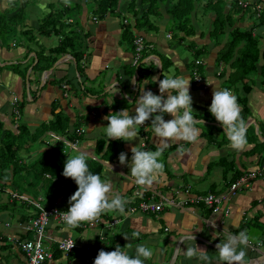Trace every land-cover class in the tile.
Listing matches in <instances>:
<instances>
[{"label":"crops","instance_id":"0c3cea01","mask_svg":"<svg viewBox=\"0 0 264 264\" xmlns=\"http://www.w3.org/2000/svg\"><path fill=\"white\" fill-rule=\"evenodd\" d=\"M20 1L16 3L19 4ZM34 3L31 8L26 6L20 24L14 28L17 32L30 29L34 41H28L25 36L15 32L11 36H0V123L3 128L16 134L17 127L24 126L36 134L39 129L48 125L54 114L61 115L66 119L68 135L76 128L83 133L81 136V133L75 135L72 142L75 141L76 144L73 148L62 145L63 141L70 139L54 135L58 144L44 151L60 149L62 156L59 158L62 157L64 162L68 153H87L88 164L91 161L101 164L102 180L112 185L110 195H121L128 201L127 205L134 200L138 203L150 195L158 200L157 194L171 200L173 204L164 206L160 212L153 214L138 211L130 213L129 204L128 211L123 215L117 212L104 213L99 217L98 224L81 227L76 231L75 239L70 237L73 229L66 231L65 224H58L50 219L45 230L49 244L53 245L67 236L81 246H88L101 237L102 250L106 252H111V243H121V248L130 244L131 249L124 250L134 256L138 244L147 245L153 250V256L145 260L144 264H204L197 258L188 259L182 252H177L179 248L186 251V246L193 245L191 240L181 242L183 237L193 233L195 244L207 251L213 264H216L217 250L213 246L225 239L223 230L238 233L241 231L238 229L239 225L246 222L250 223L245 229L249 237V228L257 230L260 235L256 240L250 238L245 249L246 259L249 264H264V85L257 73L233 85L227 81L234 70L229 64L216 61L217 52L223 47L225 37L213 38L210 35L212 14L203 11L202 4H198L191 13L193 34L185 37L181 32L172 36L171 31L166 30L170 25L167 10L172 5V0H164L159 4V15L155 17L153 28L147 24L138 25L137 19L142 10L129 13L126 2L120 4L117 16L107 15L95 21L92 20V15L88 20L87 7L82 8L75 21L72 17L64 20L66 28L63 31H73L81 39V58L78 63H75L69 53H65L58 56L51 67L38 70L35 68L38 52L41 51V55L45 57L49 56V49L56 45L61 36L43 37L35 34L39 21L53 9L50 6L56 0H39ZM8 9V1L0 0V14L10 16L12 10ZM245 23L246 21L239 23L238 26L245 27ZM124 30L130 31V36H126L125 40L122 39ZM252 34L260 37L262 46L264 27ZM134 37L142 39L147 45L136 67L131 64ZM179 37L183 40L177 42ZM190 48H202L203 53L197 58L201 62L199 69L192 66L193 54ZM184 51L191 58L185 56ZM194 69L199 76L197 83L192 80L191 73ZM163 74L191 78L193 115L197 120H203L204 124L196 125L201 132L198 142L178 144L172 141L163 148L160 158L164 164L163 174L150 186H138L131 178L127 164L121 165L118 158L112 163L99 160L95 151L96 142H104L100 151L102 154L105 143L110 141L104 133L103 127L107 126V121L103 117L125 108L134 115L135 100L140 94V87L159 95L158 83L152 78L163 79ZM244 85L250 86L247 93L243 90ZM213 88L230 89L235 96H245L246 112L242 110V116L247 123V145L242 151L229 147L223 127L208 110ZM13 99L16 100L18 117L12 114ZM172 118L170 115L164 116L166 121ZM150 123L149 120L141 127L136 140H114L119 154L126 153L129 162L131 147L138 146L139 140L143 150H156L159 142L151 132L144 131V127L150 126ZM46 130L38 134L35 141L38 139L39 143H46L41 139L44 136L51 137V133ZM26 145L24 144L27 151L22 149L20 156L30 160L34 158L37 150L29 149ZM181 147L183 154L178 151ZM252 172L259 176L250 181L249 188L235 193L223 204L228 209L226 215L221 212L211 214L201 205L188 202L183 204L184 200L188 201L195 196L225 193L234 177ZM56 206L66 208L62 203ZM17 217L13 223L7 222L10 224L8 228H3L6 220L0 218V236L27 239L26 233L28 235L31 232L22 229L27 221L17 222ZM108 219L116 220V223L107 227L110 222ZM123 236H127L128 240ZM250 245L253 249L249 248ZM0 264H25V261L17 248L10 246L7 250H0ZM45 264L90 263H81L77 258L67 259L60 255Z\"/></svg>","mask_w":264,"mask_h":264},{"label":"trees","instance_id":"16d2710c","mask_svg":"<svg viewBox=\"0 0 264 264\" xmlns=\"http://www.w3.org/2000/svg\"><path fill=\"white\" fill-rule=\"evenodd\" d=\"M7 1L9 4L8 11H12L10 16L0 14V36L7 34L11 36L16 31L14 28L17 24H20L19 21L26 10L28 2V0H22L18 4L16 3L18 0ZM86 2L91 4L90 12L93 21L101 20L107 15H116L120 4L126 2L127 12L131 13L138 9L142 10L138 17L139 19H137L139 20L138 25L143 26L148 24L150 28H153L155 25L147 23L149 21L148 18L158 17V6L164 0H56V3L50 6L53 9H50L39 21L35 34L43 37L54 35H60L61 37L56 45L49 49V56L45 57L41 55V51L38 52L35 68L38 70L49 68L58 56L65 53H69L75 63H78L81 58V39L73 31L63 32L66 28L64 20L72 17L75 21L81 9H86ZM200 3L202 4L201 8L203 11L212 14L210 35L213 38L225 37L223 47L217 52L216 61L220 64H229L234 70L232 77H228L227 81H230L233 85L234 83L241 82L243 78H248L251 74L257 73L261 78L262 85H264V43L261 46L260 37L252 34L255 30L264 27V0H172V5L167 10L170 15L171 29L177 33L181 32L185 37L191 36L193 34L191 13ZM236 13L240 14L236 15ZM117 14L120 15L121 13ZM244 21H246L245 24L247 26H238L239 23H243ZM18 33L25 36L28 41H34L30 29L20 30ZM126 36H130V31H123L122 39L125 40ZM176 40L178 42L183 39L179 37ZM188 47L191 46L189 45ZM200 49L194 50L190 48L193 54L192 64L195 61H200L197 60L201 53H203L202 48ZM192 66L198 69L200 67L199 65ZM243 88L244 92L247 93L250 86L244 85ZM236 97L242 110L246 112L245 96L237 95ZM44 129H47L46 131L53 135L70 139L69 142L74 140L75 131L79 130L76 128L68 135L66 119L58 114H54L53 119L48 125L39 129V133L36 134L31 133L28 135V131L24 126H18L17 133L13 134L9 130H5L0 123V214L6 212L7 209L16 208L17 203H19L20 210L24 211L18 213L19 217H17V220L19 221L17 222L20 223L34 218L37 209L30 203L20 202L16 198H11V193L24 196L29 201L41 205L44 209L56 208L60 211H67L69 208L68 201L77 190L76 183L72 179L65 178L62 175L65 162L62 157L57 160L54 158V151L56 149L43 151L40 153V156L30 160L20 156L21 150H26L27 147L24 144H19V141L24 143L23 138L28 137L27 139L31 142V139L34 137V142L37 135L42 133ZM96 144L95 151L99 160L112 163L114 159L118 158L119 152L114 140L105 143V149L102 154H100V151L104 147V142L98 140ZM57 152L62 156L60 149ZM88 167L92 173L101 175L102 166L98 161H91ZM237 177H234V179ZM134 201L129 203V210L130 208H134V212H136L137 204L142 200L138 203ZM60 203L65 204L66 208H58L56 205ZM128 205H125L127 211ZM0 218L3 217L0 215ZM108 221L111 220L108 219ZM6 223L2 225L3 228ZM249 224L242 222L238 229L243 231ZM83 225L84 223H81L73 231L78 232ZM255 225L259 226L257 223ZM25 237L30 239L31 233L28 235L26 233ZM9 245L13 247L12 244L7 243L6 236H0V250H7L10 247ZM102 245V241L96 238L91 245H88L86 248L75 249L71 253L66 254V257L67 259L77 258L81 263L87 262L92 264L98 252L102 250ZM117 245L122 246L121 243L114 245L111 243V251H115ZM50 247L52 259L59 258L62 255L56 249L55 243L50 245Z\"/></svg>","mask_w":264,"mask_h":264},{"label":"clouds","instance_id":"9594fccd","mask_svg":"<svg viewBox=\"0 0 264 264\" xmlns=\"http://www.w3.org/2000/svg\"><path fill=\"white\" fill-rule=\"evenodd\" d=\"M152 80L158 83L159 95L140 87V94L135 100L134 115L125 108L103 117L107 121V126L103 129L108 140L125 142L138 139L141 127L147 121H151L150 126L144 127V131L151 132L159 142L156 150H143L139 140L138 146L131 147L130 162L126 153L121 152L118 156L119 163L127 164L130 168V176L138 186H150L163 174L164 164L160 159L163 148L172 141L178 144L198 142L201 132L196 125L204 124L203 120H197L193 115V101L190 95L191 78L163 74V79L153 77ZM208 110L223 127V134L229 141V147L235 151H242L247 145V123L233 92L230 89L213 88ZM165 115L173 118L166 121ZM94 130L95 128L91 131ZM178 151L183 154L182 147ZM109 167L112 170L110 164ZM62 175L72 179L77 185V190L68 201V210L59 212L66 225V231L78 228L84 222H95L104 213L125 214V205L128 201L119 194L110 195L111 183L102 180L99 174L89 170L87 153L79 151L73 156H67ZM223 232L225 239L216 244V264H249L245 251L250 240L247 231L235 234L225 230ZM123 237L128 240L127 236ZM187 240L193 241V245L186 246V251L179 248L177 252H182L188 259L197 258L204 264H213L209 253L195 244L193 233L183 237L181 242L184 243ZM131 247L127 244L123 248L117 245L115 251L111 252L100 250L94 259V264H144L145 260L153 256V250L144 244L136 246L134 256L129 255L124 249H131Z\"/></svg>","mask_w":264,"mask_h":264},{"label":"built area","instance_id":"2783aa9c","mask_svg":"<svg viewBox=\"0 0 264 264\" xmlns=\"http://www.w3.org/2000/svg\"><path fill=\"white\" fill-rule=\"evenodd\" d=\"M132 66H137L139 60L142 58L147 45L143 43L142 39L138 37H134L132 41ZM200 61H195L194 65H200ZM193 82L197 83L199 81V76L197 74V70L194 69L191 73ZM11 110L14 117H18V110L16 107V100H12L11 102ZM76 134L81 133L80 130L75 131ZM51 138L56 140V136L50 135ZM76 144L75 141H63L62 145L67 147H74ZM255 176H259L258 173L255 174L247 173L238 176L234 179L228 186L227 191L222 194H213L207 193L203 196H195L190 198L188 201L184 200L183 204L190 203L193 205H201L208 209L211 214H217L221 212L223 215L228 213V209L223 207V204L228 200L229 197L233 196L235 193L244 191L249 188L250 181H252ZM11 198H16L20 200V202L30 203L34 208L37 209L36 216L32 219L27 220L25 226L22 228L23 231L31 232L30 239H22L17 236H6V241L12 244L14 247L19 250L24 258L25 264H44L52 261V251L49 244L50 240L46 237L45 230L49 224L50 219H54L58 224H64L60 211L56 208L44 209L41 205L29 201L24 196L16 195L15 193H11ZM154 195H150L144 200L140 201L137 204V211L140 213H158L162 210L164 206L173 205L171 200L164 198L163 196L157 194L158 200H154ZM135 208V209H136ZM130 213L134 212V208H130ZM99 219L95 222H84L82 227H91L98 224ZM116 223V220L110 221L107 224V227L113 226ZM5 227H8L9 224H5ZM101 237H99V240ZM55 247L58 251L61 252L63 256L71 253L75 249L86 248L87 246H81L79 243L74 242L69 237L60 238L55 242ZM72 247V248H71ZM71 248V249H70ZM250 249H253V246H249Z\"/></svg>","mask_w":264,"mask_h":264},{"label":"rangeland","instance_id":"374dc122","mask_svg":"<svg viewBox=\"0 0 264 264\" xmlns=\"http://www.w3.org/2000/svg\"><path fill=\"white\" fill-rule=\"evenodd\" d=\"M22 1V0H21ZM36 1H39V0H28V2H27V4H26V6H30V8H31V6H33L32 4H34L35 5V3L34 2H36ZM30 4V5H29ZM86 6H87V13H86V15L88 16V20H90V15H91V12H90V6H91V4L90 3H88V2H86ZM237 14H240V13H236V15ZM236 15H234V16H236ZM168 16L170 17V15L168 14ZM148 22L147 23H149V24H154L155 25V18H148ZM124 22V21H123ZM190 23H191V21H190ZM148 25V24H147ZM166 30L168 31V30H170L171 31V33L173 34V36H176V33L177 32H175V31H173L172 29H171V27H170V25H168L167 27H166ZM15 33H18L17 31H15ZM186 43L188 44V42L186 41ZM184 53H185V56H187L188 58H191V56H189V54H188V52L187 51H184ZM200 66V65H199ZM1 69L2 68H0V71H1ZM27 129V128H26ZM27 131H28V135L29 134H31V133H34L33 131H30L29 129H27ZM11 133H12V131H11ZM45 137V136H44ZM44 137H41V139L42 140H44L46 143H39L38 142V139L36 140V141H34L33 142V139H31V142H30V140H28V139H26V138H28V137H24L23 138V142L24 143H22V141H19L20 143L19 144H27L26 146H29V149H32V150H37V153L35 154V156H34V158H36V157H38V156H40V153H42L44 150H46V148H52L51 146H53L55 143V145H57L58 143L55 141V139H53V138H50V137H46V138H44ZM54 145V146H55ZM55 149V148H54ZM57 150V149H56ZM57 152V151H56ZM73 154L71 153H68V155L67 156H72ZM67 156H65L66 157V160H67ZM60 157V153L59 152H57V153H55V156H54V158L57 160L58 158ZM65 160V161H66ZM18 207V208H17ZM17 207L16 208H14V209H7L6 210V212H4V213H2V214H0L3 218H4V220H6V222H8V223H13L14 221L13 220H15L16 219V217L19 215L18 213H20V212H24V211H22V210H20L21 208H20V205H19V203H17ZM249 234H250V238H252V240H256V238H259L260 237V235H259V233H258V231L257 230H254V229H252V228H249ZM70 237L72 238V239H75L76 237H77V234H76V232L75 231H72L71 232V235H70ZM8 243V242H7Z\"/></svg>","mask_w":264,"mask_h":264},{"label":"water","instance_id":"95a60500","mask_svg":"<svg viewBox=\"0 0 264 264\" xmlns=\"http://www.w3.org/2000/svg\"><path fill=\"white\" fill-rule=\"evenodd\" d=\"M213 247H214V249H216V246H213ZM216 250H217V249H216ZM173 256H174V254L172 255L171 261H172V259H173ZM171 261H170V262H171ZM169 264H170V263H169Z\"/></svg>","mask_w":264,"mask_h":264}]
</instances>
